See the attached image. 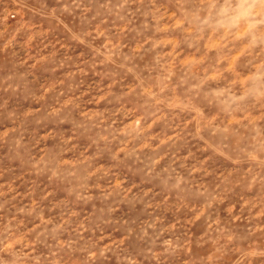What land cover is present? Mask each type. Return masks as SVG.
Masks as SVG:
<instances>
[{
  "label": "clouds",
  "instance_id": "obj_1",
  "mask_svg": "<svg viewBox=\"0 0 264 264\" xmlns=\"http://www.w3.org/2000/svg\"><path fill=\"white\" fill-rule=\"evenodd\" d=\"M130 2L134 0H123L124 5ZM139 3L148 6L141 15L149 35L153 21L156 31H164L161 23H167V35L179 45L175 55L201 60L181 66L177 59L175 77L167 78V92L146 91L142 85L126 92L102 132L97 131L100 118L83 119L75 105L65 102L51 104L43 115L34 117L35 135L32 131L25 135L24 118L9 110L5 117L13 122L14 132L7 138L0 136V142L24 157L25 171L37 177L47 173L46 180L65 189H80L86 188L100 164L89 157L119 164L150 144L152 126L161 122L171 132L164 142L178 155H186L191 149H181L189 144L197 151L209 149L200 156L199 177L183 183L185 202L180 204L187 206V215L199 231L194 239L187 234L171 243L165 239L163 251L177 257L175 264H264V0ZM37 5L39 22L59 18L72 6L69 0H37ZM106 8V3L99 4L100 23ZM212 36L223 41L210 55ZM15 41L11 33L0 34V51ZM156 46L153 41L152 47ZM175 96L181 97L178 107L173 106ZM66 159L74 163L65 165ZM75 198H86L85 192ZM104 226L101 222L89 229L78 228L63 243L44 226L33 233L15 216L7 222L0 220V264H70L75 260L105 264L103 249L83 234ZM40 246H47L49 254H43Z\"/></svg>",
  "mask_w": 264,
  "mask_h": 264
},
{
  "label": "rangeland",
  "instance_id": "obj_2",
  "mask_svg": "<svg viewBox=\"0 0 264 264\" xmlns=\"http://www.w3.org/2000/svg\"><path fill=\"white\" fill-rule=\"evenodd\" d=\"M69 3L72 6L64 15L39 22L37 0H0V34L11 33L16 38L0 51V136L7 138L14 132L13 122L5 117L9 110L24 118L25 135L29 131L35 135L34 117L43 115L51 104L65 102L75 105L83 119L100 118L97 131L102 132L126 92L138 90L137 85L146 91L167 92V78L175 77L177 59L181 66L201 60L175 55L179 45L167 35V23H161L164 31H156L153 21L149 35L141 15L148 6L139 0L127 5L123 0ZM100 3L107 4L102 23L97 14ZM107 9L113 10L109 13ZM211 40L210 55L221 46L223 37L212 36ZM173 99V106H180L181 97ZM152 132L150 144L119 164L105 157H89L100 164L86 188L80 189H65L46 180L47 173L37 177L25 171L24 157L0 142V220L7 222L15 216L33 233L44 226L63 243L76 235V229L103 222V228L93 227L83 234L103 249L105 264H175L177 257L163 251L162 242L168 239L171 243L184 234L194 239L198 233L187 206L180 204L185 202L183 183L199 177L200 156L209 149L197 151L189 144L181 151L191 150L180 156L164 142L171 134L167 125L157 122ZM73 163L64 160L65 165ZM81 191L86 198L76 199ZM40 250L49 254L47 246Z\"/></svg>",
  "mask_w": 264,
  "mask_h": 264
}]
</instances>
